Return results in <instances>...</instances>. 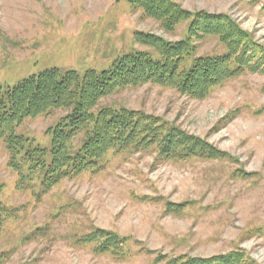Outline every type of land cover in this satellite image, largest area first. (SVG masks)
<instances>
[{
	"label": "rangeland",
	"instance_id": "obj_1",
	"mask_svg": "<svg viewBox=\"0 0 264 264\" xmlns=\"http://www.w3.org/2000/svg\"><path fill=\"white\" fill-rule=\"evenodd\" d=\"M131 1L0 0V85L53 68L81 76L108 71L139 52L158 58L136 42L137 33L171 43L189 37L193 19L167 32ZM171 1L190 12L229 15L264 46V0ZM192 39L185 69L200 57L228 54L216 36ZM100 106L161 118L228 156L166 159L157 147L112 150L97 171L43 193L36 181L21 180L0 139V264H166L233 250L246 264H264V73L245 72L204 99L144 84L120 89ZM66 114L27 119L17 133L49 149L48 131ZM95 229L127 238L125 259L78 243Z\"/></svg>",
	"mask_w": 264,
	"mask_h": 264
},
{
	"label": "trees",
	"instance_id": "obj_2",
	"mask_svg": "<svg viewBox=\"0 0 264 264\" xmlns=\"http://www.w3.org/2000/svg\"><path fill=\"white\" fill-rule=\"evenodd\" d=\"M131 5L160 23L167 31L193 19L187 39L171 43L152 34L137 33V43L152 48L158 58L139 52L121 58L111 70L76 71L53 68L31 76L14 86L0 85V139L11 156V167L21 180L36 181L47 193L61 180L95 172L112 150L157 147L166 159L203 156L223 158L227 153L168 125L161 118L127 108L100 106L101 101L120 89L154 84L176 89L195 99H204L215 87L245 72L264 73V46L253 40L235 20L225 14L190 12L171 0H132ZM216 36L228 54L200 57L192 69L184 68L194 50L193 37ZM67 114L48 133L52 146L33 147L17 129L27 119ZM36 184V183H35ZM264 236V234H262ZM128 239L115 232L95 229L78 238L97 254L125 259ZM246 264L238 250L210 259L178 257L166 264Z\"/></svg>",
	"mask_w": 264,
	"mask_h": 264
}]
</instances>
